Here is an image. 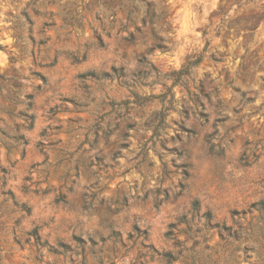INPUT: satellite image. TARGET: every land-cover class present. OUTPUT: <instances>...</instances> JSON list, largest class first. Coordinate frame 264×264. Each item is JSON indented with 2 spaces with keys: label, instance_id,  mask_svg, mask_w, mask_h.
<instances>
[{
  "label": "rangeland",
  "instance_id": "rangeland-1",
  "mask_svg": "<svg viewBox=\"0 0 264 264\" xmlns=\"http://www.w3.org/2000/svg\"><path fill=\"white\" fill-rule=\"evenodd\" d=\"M0 264H264V0H0Z\"/></svg>",
  "mask_w": 264,
  "mask_h": 264
}]
</instances>
